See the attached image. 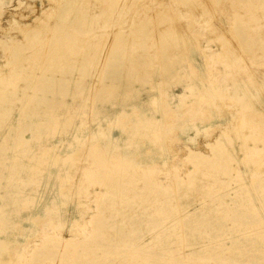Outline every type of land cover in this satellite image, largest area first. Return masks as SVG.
I'll return each mask as SVG.
<instances>
[{"label": "rangeland", "instance_id": "1", "mask_svg": "<svg viewBox=\"0 0 264 264\" xmlns=\"http://www.w3.org/2000/svg\"><path fill=\"white\" fill-rule=\"evenodd\" d=\"M0 2L34 26L29 8H49ZM57 4L6 54L0 89L18 94H0V264H264V163L240 150L264 139V0H109L96 16V0ZM170 26L178 44L161 49ZM210 86L223 95H201Z\"/></svg>", "mask_w": 264, "mask_h": 264}, {"label": "bare ground", "instance_id": "2", "mask_svg": "<svg viewBox=\"0 0 264 264\" xmlns=\"http://www.w3.org/2000/svg\"><path fill=\"white\" fill-rule=\"evenodd\" d=\"M48 1V3H49V5H48V7L49 8H44V9H42V12L41 13H38V11L37 10H35L34 8H29L31 11H30V14L31 15H34L35 16V20H34V23L36 24L35 26H34V24H30V23H23V22H20V21H18V20H16V17L17 16H19L21 19H27L28 17H29V15H25V14H22V13H14V11H16V10H18V9H20V7L22 6V3H20V5H9V6H7L8 8H12V9H10V10H8V12L6 13V8L4 9V11H3V4L0 2V15H3L4 13V16H5V19L7 20L6 21V23H5V25H6V28H2V31H3V33L4 34H2V36L0 35V49H4L3 50V55H2V57L4 58V60H5V65H0V84H2V82H5V81H8L9 80V78L10 77H12V71H11V68L13 67V65L11 64V62H10V57H9V55H6L7 54V52H11V51H17V52H19V48H14L16 45H17V43H20V42H22V41H24V40H26V38L29 36L28 35V33L29 32H33L34 30L33 29H42V28H45V25H46V21H48L47 19L53 14V12H55L54 10H55V6L56 5H58L57 3L60 1V0H47ZM65 1H68V0H65ZM78 1V0H77ZM97 1V3H100V5H99V7H98V5L97 6H95V7H90V8H88L86 11L87 12H89V11H91L95 16H96V13L97 12H99V13H101V14H103V15H105L106 14V12H107V10H109V9H107L106 8V6L104 5V3L106 2V1H109V0H96ZM130 1V0H129ZM132 1H135V0H132ZM186 1V0H185ZM251 1V0H250ZM85 2H86V0H85ZM12 3V2H11ZM122 3V2H121ZM123 3H124V1H123ZM127 3H128V0H127ZM132 3V2H131ZM108 4V3H107ZM133 4V3H132ZM81 5V4H80ZM129 5H130V3H129ZM18 6V7H17ZM66 6V5H65ZM71 6H72V4H71ZM110 7H111V4L109 5ZM201 8V7H200ZM37 9V8H36ZM99 9V10H98ZM96 10V11H95ZM171 10V9H170ZM170 10H167V11H165L164 10V12H160L161 14H159V16H160V22H164L165 20H167V19H169V18H172V15L175 13V11L174 12H172V11H170ZM11 12H13V13H11ZM68 12V11H67ZM175 15V14H174ZM177 15H179L178 13H177ZM176 15V16H177ZM157 16H158V14H157ZM176 16H175V19H176ZM179 17V16H178ZM177 17V18H178ZM181 17V16H180ZM203 17V16H202ZM150 18V17H149ZM182 18V17H181ZM4 19V20H5ZM3 20V21H4ZM149 20V19H148ZM164 20V21H163ZM178 20V19H177ZM159 22V23H160ZM152 24H154V23H152ZM172 24V23H171ZM7 25H10V26H7ZM113 26V25H112ZM173 27V26H172ZM171 26L168 28V30L169 31H167V32H165L166 33V35H165V33L164 32H160V33H162V36L159 38V40L162 38V40L164 39V38H167V37H170V38H173L174 40H175V42L174 43H176V44H178L177 42H178V39L176 38V35L174 34V28H172ZM144 28H145V24L144 25H140V27H139V29L137 30L136 28H135V36L134 37H139V36H141L142 38H147L146 37V33H145V31H144ZM111 29V28H110ZM154 29V28H153ZM40 31V30H39ZM113 31V30H112ZM111 31V32H112ZM160 31V30H159ZM106 32V31H105ZM105 32H103L104 34H105ZM108 32H110V31H108ZM154 32H155V30H154ZM13 33H17V37H13ZM113 33V32H112ZM112 33L110 34L111 36H112ZM159 33V32H158ZM160 33L158 34V35H160ZM22 36H24V39L23 40H21L19 37H21V35ZM50 35V34H49ZM19 36V37H18ZM34 36V34H32L31 36H30V38L32 39V37ZM114 37L113 38H115V35H113ZM155 36H156V34H155ZM92 37V36H91ZM117 37V36H116ZM119 37H121V35L119 36ZM159 37V36H158ZM178 37V36H177ZM50 38V37H49ZM49 38L47 39V42H46V40H43L44 41V43H48V41H49ZM54 38V37H53ZM86 38V37H85ZM107 38V37H106ZM76 39V38H75ZM80 39V38H79ZM82 39H83V37H82ZM169 39V38H168ZM89 40V39H88ZM91 40V39H90ZM109 40V39H108ZM111 40H113L112 38H111ZM147 40V39H146ZM166 40V42H167V39H165ZM165 40H163L162 42V47H161V49H165V48H168L169 46H171V44H173L172 42H173V40H172V42L170 43H164V41ZM51 41V40H50ZM104 41H105V39H104ZM103 41V42H104ZM115 41V40H114ZM119 41V40H118ZM121 41V40H120ZM119 41V42H120ZM169 41V40H168ZM40 42V41H39ZM102 42V43H103ZM106 42V41H105ZM108 42V41H107ZM111 42V41H110ZM110 42H108L109 43V45L111 44ZM116 42V41H115ZM128 42H129V44L131 45V46H133V47H135L137 44H133L134 42H130V41H127V44H128ZM159 41H158V39H157V37L156 38H153V40H151V44H152V46H154L156 43H158ZM30 43V42H29ZM69 43V42H68ZM43 44V43H42ZM41 44V45H42ZM112 44H113V42H112ZM115 44H117V43H115ZM119 44V43H118ZM118 44H117V46H118ZM168 44V45H167ZM65 45V44H64ZM104 45H105V43H104ZM141 44H139V46H140ZM98 46V45H97ZM107 47H108V45H106ZM111 46V45H110ZM57 47V45L56 46H54L53 47V49L50 51H46V52H44V53H42V55L44 56L45 55V57L44 58H46V55H47V57L49 56V55H51V56H53V53L55 54L57 51H56V48ZM106 47V48H107ZM12 48V50H10ZM13 48H14V50H13ZM132 48V47H131ZM97 50H98V47L96 48ZM109 50H111L110 48H108ZM114 49V48H113ZM94 50V49H93ZM108 50V51H109ZM20 51H22V50H20ZM45 51V50H44ZM114 51V50H113ZM16 52V53H17ZM99 53V52H98ZM110 53V52H109ZM9 54V53H8ZM112 54V53H111ZM103 55V54H102ZM106 56V55H105ZM6 58V59H5ZM38 58V57H37ZM37 58H35V60L37 59ZM51 59H52V57H51ZM104 59V58H103ZM106 59V58H105ZM108 59H110V58H108ZM107 59V60H108ZM1 61V60H0ZM56 61V60H55ZM105 61V60H104ZM104 61H103V63H104ZM111 61V60H110ZM49 63V62H48ZM102 63V62H101ZM111 63V62H110ZM54 63H49L48 65H47V67L45 68V70L42 72V75H43V77H45L44 79L47 81V79H48V76H49V74H48V72H51V71H49V68L50 69H54V67H52V65H53ZM11 65H12V67H11ZM64 65V64H63ZM103 65V64H102ZM76 66V64L74 65V67ZM101 66V65H100ZM108 66V65H107ZM166 66V65H165ZM63 67V66H62ZM109 67V66H108ZM112 67V66H111ZM64 68V67H63ZM66 68V67H65ZM70 68H72V67H70ZM55 69H56V66H55ZM54 69V70H55ZM110 69V68H109ZM168 69V68H167ZM21 70V69H20ZM57 71H58V69H57ZM18 72V71H17ZM16 72V73H17ZM52 73V72H51ZM56 73V72H55ZM53 76V75H52ZM182 79H184L183 77H182ZM6 85H8V83H5ZM17 84H18V82H17ZM212 86H210V88L209 87H207V88H205V89H199V91H200V93H201V95H203V96H207V95H209V94H211L212 92H213V90L216 92V93H219L220 92V94H222L223 95V93H222V91L223 90H221V89H219V88H214V86L211 88ZM50 88V87H49ZM95 88V87H94ZM104 88V91H106V92H110V89L112 88V86H104L103 87ZM49 89H45L44 91L45 92H47ZM196 90H197V88H196ZM51 91L52 92H55V90L53 91L52 90V87H51ZM50 91V92H51ZM247 91V90H246ZM51 92V93H52ZM224 92V91H223ZM48 93V92H47ZM214 93V92H213ZM0 94H1V96H3V94L5 95V97H8L9 98V100H11V101H13V104L15 105L16 104V102H17V94H18V89L17 88H15V89H13V90H9V89H6L5 88V86H4V88H1L0 89ZM219 95V94H218ZM21 96V95H20ZM13 97H15V98H13ZM226 97V96H225ZM14 99H16V101L14 100ZM154 100V101H153ZM152 101L153 102H156L157 101V99H153ZM240 101H242V103H243V101L244 100H240ZM159 99H158V104H159ZM155 104V103H154ZM250 104H251V101H250ZM250 104H248V102L245 100V106H246V108L247 109H251V106H250ZM161 104H159V106H160ZM163 105V104H162ZM244 106V107H245ZM162 107V106H161ZM254 107V106H253ZM91 108V107H90ZM163 108V107H162ZM160 109V108H159ZM241 119V118H240ZM157 122H159V121H157ZM156 123V122H155ZM145 124V123H144ZM154 124V123H153ZM238 124V123H237ZM143 125V124H142ZM158 126V125H157ZM160 126V125H159ZM159 128V127H158ZM225 132H226V130H224ZM223 132V131H222ZM156 133V132H155ZM198 133V132H197ZM224 134V133H223ZM157 135V134H156ZM95 137V136H94ZM161 137H163V136H161ZM247 138L248 137H245V139L244 140H247ZM193 138H190V140H192ZM246 142V141H245ZM259 143H262L263 144V147H260L259 146ZM210 144H212V143H210ZM237 150V149H236ZM240 150L241 151H243L244 153H246V158L245 159H253L255 162H259V164L260 163H264V139H262V140H257V139H255V144H254V146H250V145H247V143H243V145H241V148H240ZM195 154V153H194ZM193 154V155H194ZM195 157V159H197V161H200L201 159H199V158H201V156H200V154L198 155V154H196V155H194L193 156V158ZM231 158H233V157H231ZM233 161H234V159H233ZM244 161V159H242V158H239V159H236L234 162H236L238 165L240 164V162H243ZM128 164H130V165H132V163H128ZM133 164H135V163H133ZM140 165H142V164H140ZM140 165L138 166V167H140ZM134 167L135 168H137L135 165H134ZM149 167V166H148ZM84 169V168H83ZM138 169V168H137ZM232 171H237V168L236 167H232ZM143 172H145V175H147V176H149V178L152 180V182H153V184H155V185H161V181L160 180H158V178H156V176H157V174H161L160 173V169H158L155 165L154 166H151L150 165V167L149 168H147V169H143ZM162 172V171H161ZM192 173H193V171H190V173L189 174H191L192 175ZM107 174V173H106ZM107 175H109V174H107ZM156 175V176H155ZM146 176V177H147ZM117 178H118V176H117ZM118 186V185H117ZM117 186H115V194H118L119 193V191L121 190V188H120V185L117 187ZM121 193V192H120ZM102 194V196L104 195V193L102 192L101 193ZM101 194H96V196L97 197H99V195H100V197H101ZM102 198V197H101ZM92 217V216H91ZM95 218V217H94ZM90 223V222H89ZM182 223H184V222H182ZM181 223V224H182ZM36 246V245H35ZM34 246V247H35ZM35 249H36V247H35ZM34 250V249H33ZM37 250V249H36ZM35 250V251H36ZM6 251V249H5V247H4V245H3V243H0V255L2 254L3 255V253ZM32 252V251H31ZM36 253H37V251H36ZM34 254V253H33ZM32 255V254H31ZM33 256V255H32ZM31 256V257H32ZM3 257V256H2Z\"/></svg>", "mask_w": 264, "mask_h": 264}]
</instances>
